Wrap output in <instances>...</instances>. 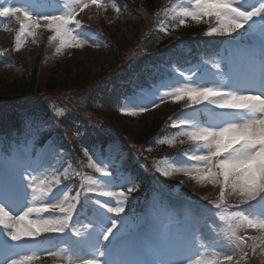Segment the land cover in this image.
Wrapping results in <instances>:
<instances>
[{"label": "rangeland", "instance_id": "rangeland-1", "mask_svg": "<svg viewBox=\"0 0 264 264\" xmlns=\"http://www.w3.org/2000/svg\"><path fill=\"white\" fill-rule=\"evenodd\" d=\"M117 1L100 0L102 6L89 4L82 11L81 0H0V6L26 7L33 18L40 22V26L34 29L35 33L39 28L49 30L47 21L51 16H66L75 9V19L80 21V25L71 23L69 28L76 40L62 48L57 41V49L60 48L58 52L68 54L76 63L81 61L87 70L94 73L103 66L107 67L111 61L109 27L117 15ZM194 11H197L196 0H173L162 26L166 30L176 24L186 30H201L210 38L222 39L221 48L210 56H204L202 60H185L180 63L181 66L173 62L169 70L164 69L165 79L157 82L154 88H143L124 98L120 94L122 114L125 117L166 125V132L152 147L140 150L116 137L108 127L103 126L99 118L105 116V113L99 112V117L92 116L93 112L87 108L89 95L82 92L44 96L42 102H47L57 116L69 112L79 113L85 116L83 120L89 126L106 137L115 138L105 154L89 152L83 144L78 145L81 151L76 150L65 133L61 135L65 146L47 143L48 146L36 154L34 141L38 134L57 126L52 115L40 119L42 121L36 127L30 128L26 148L12 145L9 153L0 154V193L7 191L19 194L15 201H5L11 216L22 215L27 207L33 206V178L37 181L43 178L51 181L59 177L61 181L52 187L51 196H43L35 203L36 207L43 206L48 199H63V194L70 198L77 192L81 194L79 202L73 201V219L64 233L42 232L36 237H23L17 251L38 257L31 264H82L84 259L93 255L99 258V264H104L105 259H115L125 264H187V258L199 264H264V243L259 239H248L264 236V230L249 228L241 219L243 216L264 219V201H260L259 197L256 201L247 200L241 195L239 187H232L231 181L225 187L222 177L214 182L201 180V173L196 169L202 165L190 157L206 154V150L185 135L191 131L193 123L207 126L212 114L217 115L213 122L220 124L224 123L228 113H242L243 110L218 109L207 100L193 104L187 96L177 99L172 94L176 89L186 86L213 87L247 95L259 94V81L264 78V42H261L258 34L249 32L247 25L217 33L215 29L227 27V18L205 14L192 18L185 15L186 12ZM22 23H26L22 14L19 19L0 17V80L13 82L23 75L30 76L32 70L46 60L35 35L27 34L33 29H27L21 35ZM50 32L55 36V32ZM209 32L213 34L208 35ZM18 35L19 42L16 39ZM183 43L185 49H189L190 44ZM10 50L16 63L7 59L6 53ZM254 82L257 86L252 90L240 88ZM185 120L187 124L182 123ZM133 127L129 126L131 129ZM4 148L0 145V150ZM174 149L177 153L172 154ZM131 156L132 160L129 158ZM136 164L142 167L150 181L149 185L158 194L147 206L144 204L145 213L144 205L139 206L137 203V187L133 178L123 175L121 170L125 165ZM104 172H108L109 176L106 177ZM128 187L133 188L131 193L127 192ZM102 189L124 192L126 199L119 201L116 197H101L97 193ZM97 200L100 203L107 201V207L122 204L124 212L119 216L107 213L106 208L99 207ZM157 201L160 205L155 204ZM216 204L220 207L217 208ZM150 208L155 212L151 214L149 223L145 214L150 212ZM98 212L117 221L113 235L123 233L116 255L111 254V245L108 246L107 257L102 256L98 250L95 239L97 233L91 232ZM35 215L32 214L30 218L34 219ZM41 215L50 217L60 214L47 212ZM73 231H80L86 236L91 233V238L77 243L79 238L72 234ZM233 232L245 239L248 245L255 244V252L237 241ZM5 233L6 230L0 225V259L5 254L2 247ZM106 244L107 241L99 239L98 245ZM227 255L233 259L227 261Z\"/></svg>", "mask_w": 264, "mask_h": 264}, {"label": "trees", "instance_id": "trees-1", "mask_svg": "<svg viewBox=\"0 0 264 264\" xmlns=\"http://www.w3.org/2000/svg\"><path fill=\"white\" fill-rule=\"evenodd\" d=\"M172 1L118 0L119 11L109 27L111 61L107 67L103 66L94 73L87 70L81 61L76 63L68 54L58 52L57 40L52 39L50 31L39 28L35 40L45 53L44 63L35 67L30 76L23 75L13 82L0 80V145L5 147L4 150L26 142V131L36 126L40 119L51 115L55 117L57 126L39 134L38 148L47 142L65 146L61 138L64 133L79 151L82 150L78 148L79 144L89 152H103L110 148L116 139L106 137L89 126L83 120L85 116L75 112L57 116L47 102H42L44 96L82 92L89 95L87 108L93 112L92 116L99 117V112L105 113L99 118L116 137L140 150L152 147L166 132V125L125 117L120 110L121 95L124 98L143 88H153L165 79L164 69L169 70L173 62L181 66L185 60H202L217 51L223 41L210 38L197 29L173 26L165 30L161 25ZM183 42L190 44L189 49H185ZM6 56L16 63L11 50ZM129 126L135 127L131 129ZM130 158L132 160L133 157ZM140 168L137 164L124 166L123 173L132 176L137 187V203L143 206L158 194Z\"/></svg>", "mask_w": 264, "mask_h": 264}, {"label": "snow or ice", "instance_id": "snow-or-ice-1", "mask_svg": "<svg viewBox=\"0 0 264 264\" xmlns=\"http://www.w3.org/2000/svg\"><path fill=\"white\" fill-rule=\"evenodd\" d=\"M89 4L102 6L100 0H81L80 11L88 7ZM196 9L197 11L186 12L185 15L192 18H196L200 14L216 15L221 19L227 18V27L215 29V32L222 34L247 25V30L253 34H258L261 42H264V0H196ZM21 14L26 21V23L21 24V35L25 34L27 29H33L27 34L35 35L34 29L40 26V22L33 18L26 7L0 6V17H17L19 19ZM76 15L77 11L73 9L66 16L53 15L47 21L49 30L55 32L52 39L59 41L61 48L76 40L69 28L71 23L80 25V21L75 19ZM212 34V32L208 33V35ZM16 39L19 42L20 35ZM59 50L60 48L57 49V51ZM214 67L219 66L214 65ZM256 86L257 83L254 82L247 87L240 88L248 91ZM258 86L260 93L253 95H247L239 91L225 92L213 87L195 88L188 86L178 88L172 93L177 99L187 96V99L193 104L207 100L218 109L243 110L242 113H228L224 123L220 124L213 122L217 119V115L212 114L207 126L193 123L191 124V131L186 132L185 135L206 150V154L190 157L202 165V167L196 169L198 173H201V180L214 182L222 177L225 187L231 181L233 188L239 187L241 195L252 201H256L258 197L260 201H264V78H261ZM182 123L187 124L188 121L185 120ZM91 166L95 167V165ZM96 170L102 171L101 168H96ZM104 175L107 177L109 173L104 172ZM32 183L35 185L31 188L33 206L27 207V211H24L22 215L11 216L8 204L5 202L15 201L19 196L18 192L4 191L0 193V225L6 230L2 242L5 254L3 259H0V264H31L38 257L21 254L17 251L23 237H36L42 232L64 233L73 219V212L75 211L73 201L79 202L81 195L79 192L71 198L67 194H63V199H48L43 203V206L36 207L35 203L41 200L43 196H51L52 187L59 185L61 181L59 177L51 181L47 178L39 181L33 178ZM132 191V187L127 188L128 193ZM97 194L101 197H116L119 201L126 199L124 192L116 193L112 190L102 189ZM96 203L101 209L106 208L107 213H115L119 216L124 212L122 204L117 207H107V201L100 203L97 200ZM216 207L219 208L220 205L216 204ZM47 212H58L60 215L50 217L41 215ZM32 214H36L34 219L30 218ZM241 219L249 228L264 230V219H253L249 216H243ZM121 225H123V222H121ZM116 228V220L103 212H98L91 232L97 233L95 239L102 256L107 257L109 255V245L112 246V255L118 253V245L122 240L123 233L113 235V230ZM72 234L79 238L77 243L91 238V233L86 236L80 231H73ZM233 236L241 244L251 248L253 253L255 252V244L248 245L245 239L236 235V232H233ZM110 237H112L111 240ZM99 239L107 241L108 244L98 245ZM248 239L253 241L259 239L264 243V236L259 238L249 237ZM52 254L55 255V253ZM225 259L231 261L233 258L231 255H227ZM82 264H99V258L93 255L91 258L84 259ZM104 264H125V262L105 259ZM187 264H199V262L187 258Z\"/></svg>", "mask_w": 264, "mask_h": 264}]
</instances>
